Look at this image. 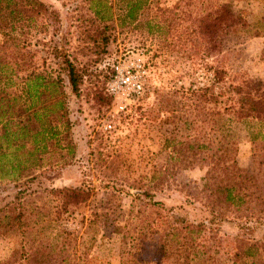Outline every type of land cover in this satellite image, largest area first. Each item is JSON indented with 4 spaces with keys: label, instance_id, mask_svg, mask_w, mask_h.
Wrapping results in <instances>:
<instances>
[{
    "label": "rangeland",
    "instance_id": "obj_1",
    "mask_svg": "<svg viewBox=\"0 0 264 264\" xmlns=\"http://www.w3.org/2000/svg\"><path fill=\"white\" fill-rule=\"evenodd\" d=\"M43 2L58 21L39 14L14 25V44L0 54L10 69L8 78L0 75V104L21 95L33 73L54 81L55 51L64 52L82 81L77 96L65 89L67 136L48 145L37 165L26 163L18 177L6 160L30 139L15 140L13 120L6 122L5 138L0 128V264H264L261 192L244 191L237 212L224 210L204 190L206 167L168 158L177 141L195 134L185 131V121L196 119L193 107L207 88L204 110L235 143L236 167L249 177L256 173L251 134L264 135V126L224 109L234 105L236 91L249 98L264 93V0L147 3L138 20L173 9L179 26L164 39L130 25L122 3H107L110 14L99 20L81 0ZM219 5L245 25L202 38L196 21ZM6 13L3 8V18ZM7 27L0 20V30ZM137 60L142 91L110 118L116 109L107 90L112 66ZM108 120L112 129L105 131ZM48 121L58 128L53 116ZM67 187L86 189L88 199L64 209L50 191Z\"/></svg>",
    "mask_w": 264,
    "mask_h": 264
},
{
    "label": "trees",
    "instance_id": "obj_2",
    "mask_svg": "<svg viewBox=\"0 0 264 264\" xmlns=\"http://www.w3.org/2000/svg\"><path fill=\"white\" fill-rule=\"evenodd\" d=\"M192 1L195 2V0H175L174 3H192ZM81 3H90V10L99 20L104 18L103 13L110 14V6L107 3H122L124 18L130 25L145 28L148 34L158 32L160 39H164L170 30L174 31L179 26L177 21L173 20L175 16L173 9H157L159 13L153 20L148 18L138 20L137 14L147 3H159V0H81ZM3 8L7 11L5 19L2 14ZM39 14L54 24L58 21L56 11L48 9L43 0H0V20H5L9 26L7 31L0 30L3 37L0 42V54L14 44L15 37L10 35L15 31L14 25L23 26L24 22L30 23L33 16ZM203 16L196 21V30L202 38H215L225 26L245 25L239 15L220 5L212 13L207 11ZM120 25L125 23L122 22ZM108 41V37H101L103 44H107ZM54 57L57 60L54 81L52 79L46 81L45 76L33 73L28 78L26 87L21 90V95L11 101L7 99L5 104H0V118L5 117L4 121L0 120V128H3L2 137L5 138L7 134L6 122L13 120L15 122L12 125L16 127L17 132L15 140L19 138L22 140L21 137L30 139L27 147L25 143L16 145L17 153H13L11 159L6 160L7 171L15 174L16 177L26 168V163L32 166L37 165L40 156L48 152V145L53 146L61 137L67 136L69 131L65 89H69L70 93L77 96L82 75L64 52L55 51ZM6 67L0 57V75H3V78H8L5 72L6 69H10ZM207 91V88L202 89L198 95L200 103L193 107L197 112L196 119L190 122L185 121V131L190 130L195 134L192 137L183 136L180 141H177L178 148L172 149L168 158L169 160H187V166L190 167H193L194 162L200 163L201 168L206 167L204 190L208 193V197L219 202L224 210L231 208L233 212H237L239 206L245 201L242 200V193L252 189L261 192L257 196H259V202L264 205V135L255 131L251 134L256 173L252 177L246 176L233 161L235 143H229L226 140V137L219 132L218 121L204 110ZM238 92L235 93L238 98L235 99L234 105L224 109L226 114L236 120H253L264 126V93L249 98L239 95L241 93ZM46 100L51 103H46ZM13 102L16 103L15 109L12 106ZM50 116L54 117L58 128L48 121ZM169 143L170 141H166V144ZM69 148L68 151L73 153L72 146ZM50 194L60 201L64 209L76 208L89 197V192L79 187L52 189ZM9 220H12V224H16L19 217L13 215Z\"/></svg>",
    "mask_w": 264,
    "mask_h": 264
},
{
    "label": "built area",
    "instance_id": "obj_3",
    "mask_svg": "<svg viewBox=\"0 0 264 264\" xmlns=\"http://www.w3.org/2000/svg\"><path fill=\"white\" fill-rule=\"evenodd\" d=\"M143 70L138 60L135 63L129 65H116L112 66V75L109 83L107 84V90L110 96L113 97L114 107L113 114L109 115L113 118L114 115L121 113L125 110L126 104H122L124 101H132L133 98L137 99L144 86ZM116 81L115 85H112L110 90V82ZM125 81H128L125 83ZM112 129V121H107L103 125V130L110 131Z\"/></svg>",
    "mask_w": 264,
    "mask_h": 264
},
{
    "label": "clouds",
    "instance_id": "obj_4",
    "mask_svg": "<svg viewBox=\"0 0 264 264\" xmlns=\"http://www.w3.org/2000/svg\"><path fill=\"white\" fill-rule=\"evenodd\" d=\"M128 81H125V83H127ZM117 82L116 81H113V82H110V90H111V87H112V85H115Z\"/></svg>",
    "mask_w": 264,
    "mask_h": 264
}]
</instances>
